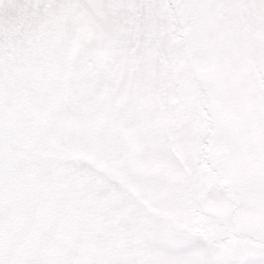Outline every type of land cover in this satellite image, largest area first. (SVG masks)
Segmentation results:
<instances>
[{"label": "snow or ice", "instance_id": "1", "mask_svg": "<svg viewBox=\"0 0 264 264\" xmlns=\"http://www.w3.org/2000/svg\"><path fill=\"white\" fill-rule=\"evenodd\" d=\"M0 264H264V0H0Z\"/></svg>", "mask_w": 264, "mask_h": 264}]
</instances>
